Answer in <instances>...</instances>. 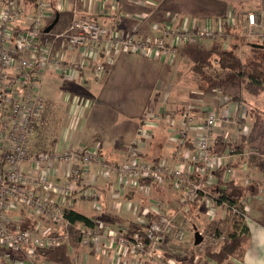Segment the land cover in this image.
Listing matches in <instances>:
<instances>
[{"label":"built area","instance_id":"1","mask_svg":"<svg viewBox=\"0 0 264 264\" xmlns=\"http://www.w3.org/2000/svg\"><path fill=\"white\" fill-rule=\"evenodd\" d=\"M28 6L33 7L31 13ZM48 6V0H0V264L1 259L7 264H62L46 260L39 249L65 244L69 250L73 248L72 233L79 235L82 243L93 239L106 253L102 237L114 243L117 252L127 249L148 256L154 255L165 238L186 236L187 221L180 220V210L170 213L159 200H150L151 206L142 212L143 234L104 229L103 222L95 224L96 219L93 225L72 222L67 213L75 200L95 199L94 190L88 188L93 164L99 165L103 176H115L121 188H148L172 175L175 185L184 192V202L197 201L209 221L218 219L219 208L224 209V215L240 216L246 221L245 201H232L217 184L214 170L233 161L236 152L211 151L215 128L229 120L216 111L209 112L199 125L191 112L185 114L184 125L178 129L180 145L176 151L186 163L173 167L165 160L143 157L142 145L151 137L152 119L158 114L152 108L144 111L137 135L117 163L105 160L96 145L69 142L63 148L36 151L33 138L44 109L41 79L47 71L83 79L91 74L96 79L121 52L167 61L173 60L181 47L204 39L230 37L250 45L264 40V16L255 11L242 15L233 8L229 15L202 21L167 12L153 23L156 33L144 36L79 15L64 29L46 31L52 21ZM70 52H77V57L67 56ZM73 101L78 116L90 104L88 97L78 94L73 95ZM188 142L197 146L190 156L185 151ZM233 175L234 167L228 165L223 178L231 180ZM27 219L34 225L26 226L30 224ZM209 238L220 246L227 233L213 232ZM167 263L175 264L172 259Z\"/></svg>","mask_w":264,"mask_h":264},{"label":"crops","instance_id":"2","mask_svg":"<svg viewBox=\"0 0 264 264\" xmlns=\"http://www.w3.org/2000/svg\"><path fill=\"white\" fill-rule=\"evenodd\" d=\"M162 1L164 0H48V18H52L53 21L58 16V21L56 22V24L59 23L58 27H56V24L52 27L55 29L66 28L70 24L73 17L75 15H79L94 17L107 24H114L116 27L127 33H138L140 35L147 36L156 33V31L153 29V23L157 19H161L163 15L167 14V12H179L177 10L181 9L182 6H178V3L185 4L186 0H177L175 4H173V1H171V4L173 5L165 8V11L163 9L164 3ZM186 4L191 6H202L205 9L207 5H212V8L207 10L209 12L214 11V14H207L206 16L208 17L229 15L232 7H239V13L241 11L240 14L242 15H244L248 11H255L259 14V16H264V0H191V2L186 1ZM217 5L219 8H221L220 11L219 8L218 10L216 9ZM245 7L248 9H246ZM222 8L224 9L222 10ZM32 9L33 7L28 6V10L30 13L32 12ZM101 9L104 10V14L100 13ZM146 13H148V15ZM144 14L147 16L144 17ZM183 16H185V14ZM228 39L230 40L232 38L228 37ZM195 44H200V42ZM238 45H240V43H238ZM182 50L183 47L178 50V53L173 60L167 61L162 58H153L144 54L121 52L120 54H118L113 64H111L110 67L100 77L95 79L91 77V74L87 75V77L84 79H91L89 81L92 82V86L88 88H79L78 90L85 89V91L89 93V95L87 93L85 94L76 90L70 96L72 103L70 111V118L72 119L71 126L73 130L76 131L77 135H74V140L68 139L66 140V142H54L55 144L53 145V148L51 147V149L63 148L69 142L81 144L84 146L96 145L99 148L101 156L105 160L114 163L120 162L123 160L126 154L128 144L138 132V128L142 123L141 118L144 111L147 108H152L154 109V111H157L158 114L155 119H152L151 137L147 138L142 145L141 149L143 157L151 161L161 159L165 160V162L171 167L179 165L180 163H186L183 161L181 156L177 154L176 151L180 145L178 140V129L184 125L185 114L187 113L191 112L194 114L193 121L198 125L199 123L203 122L205 117L208 115L209 112L206 113L205 116H201V112L204 111H196L197 114L192 111L196 106V103H198V107L200 108L201 105L199 104H202L203 100L193 99L191 93L195 92L203 95V91L201 92L199 90H195L192 87V91H187L188 89L183 88L184 93H174L172 96L173 92H168L167 95H157L155 99L149 98L147 100V105L144 106L141 114L138 117L139 122L137 124H134L130 132V136L132 137H130L129 140V137L119 139L111 134L96 132L98 123L100 126L104 124L101 121L97 122L96 118L99 119L100 115L97 112H94L93 109L95 100L106 95L104 91L105 82L115 79V74L119 63L127 61L125 67H127L129 70L135 69V66L131 63L138 57L149 60L158 59L164 63L176 64L180 60L179 57L182 55ZM67 56L77 57V52H70L69 54H67ZM75 78H77L75 80L77 82L83 79L79 76H75ZM74 94H78L82 97H88V99L90 100V104L84 107L79 116L78 114H76L74 109ZM218 99H220V107L218 108V110H211H217L216 112L223 118L228 117L231 121L229 122V126H231V128L220 132V130H222V126L224 125L223 122H225L222 121L221 125L215 128V130H219L217 133L227 138L228 136L226 137L224 134H226V131L229 134L231 133V131H233V126L237 122L236 120H239L238 123L241 121L240 126L237 125V129L240 135L242 132H246L243 131L245 129V126L243 125L245 124L246 120L250 119V115L252 116V114L250 113L251 107L248 110V107L245 105L247 101L246 97L245 99L232 100L226 103L225 100L221 98ZM188 100L189 103L186 104L185 107H183L184 104H182V102L184 103ZM223 103L225 104L223 105ZM217 105L218 102L216 101L214 103V106ZM206 107L211 108V103L207 102ZM52 109L54 110V105L52 106ZM201 109L203 110V108ZM43 111V115L41 116L42 119H44L46 114L44 109ZM241 112L244 113V117L242 119ZM95 115L96 118L94 117ZM49 118H51V116H49ZM93 141L97 143L93 144ZM196 150L197 146L195 144H192L190 142L186 143L185 151L189 154V156L195 153ZM245 151L247 152V148ZM245 151L236 152L234 158L232 159L234 162L238 160L236 161V163L239 162V164L237 163V165H233V178H236L235 184L239 185L237 188L240 187L241 189H239V193L235 194V196H241V199L245 201L246 212L248 216L246 222L250 228L251 236L243 260L232 257L224 261L223 264H227L230 261H232L234 264H264V161H262L263 165L257 166V170H252L254 168L249 167L250 175L244 177L241 172H247L248 166H250L251 164L249 162V158H244V155L246 153ZM100 171L101 169L99 165L93 164L88 176V188H92L95 192V199L92 200L95 210L86 211L83 204L78 203V201L81 202L90 200H85L81 197L75 200L73 208L88 216H95V224L103 222L104 229L118 228L127 231H133L141 228L142 226L139 223L138 224L140 225V227L132 228V224L135 223L134 214L135 212H143V210L146 208L148 209L151 205L150 200L161 199L162 205L168 210L179 209V205L183 204L184 192L178 189V187L175 185V179L172 175L166 176L163 181L151 183V186L148 188H121L118 185L119 182L115 176L107 178L103 176ZM240 173L242 174L241 177ZM234 188L236 187H230V189H228L229 192L233 191ZM118 189L119 192H117ZM94 202L97 203L98 207L95 206ZM101 213L103 214L104 219L101 216ZM105 217H107L108 219L110 218V220H112V223ZM117 221L120 223H118ZM129 221H131V223H128ZM118 224L119 226L115 227ZM129 227L130 229H128ZM102 239V245L108 248L107 253L101 251V249L97 247L93 239H90L88 242L86 241L83 244H87V252L91 255H86V259L84 255L81 262L79 260H75V264H145L139 262V258H135V256H132L131 253L127 251V249H124L121 252H117V247L114 243L107 242L104 237H102ZM78 250V252H76L74 248H69V252L72 251L77 254V256L80 255V249ZM101 252L104 255H101ZM1 264H7V262L1 259Z\"/></svg>","mask_w":264,"mask_h":264},{"label":"rangeland","instance_id":"3","mask_svg":"<svg viewBox=\"0 0 264 264\" xmlns=\"http://www.w3.org/2000/svg\"><path fill=\"white\" fill-rule=\"evenodd\" d=\"M171 1H173L172 3L175 4L177 0L162 1L164 3L163 6L164 11L165 8H168V6L173 5L171 4ZM186 1L191 2V0H186ZM186 1L185 4L178 3V6L181 5L182 8L177 10L179 12H173V13L178 14L180 16H183L184 14L185 16H189V17L194 16V18H198L202 21L206 20V18H209L208 16H206L207 14H214V11L209 12L207 10L212 8V5H207L205 9L204 7L198 5L197 6L188 5L186 4ZM218 8L219 7L217 5L216 9L218 10ZM233 8H238L237 10L239 11V7H232V9ZM220 9L221 8H219V11ZM223 9L224 8H222V10ZM58 25L59 23L56 24V27H58ZM235 39L236 38H232L229 40L228 37L221 39H206L201 41L200 44L183 46V50H182L183 52H181L182 55L179 57L180 60L176 64L164 63L158 59L149 60L142 57H138L135 61L131 63L135 66V69L129 70L127 67H125L127 61L119 63V66L115 74V79L105 82L104 91L106 95L104 97H99L94 102L95 103L93 107L94 112H97L100 115L99 119L96 118V115L94 117L97 119V122L101 121L104 124L100 126L98 123L96 127V132L111 134L119 139H124L125 137H129L128 138L129 140L130 137H132L130 136V132L134 124H137L139 122L138 117L141 114V111L144 108V106L147 105L148 103L147 100L149 98L155 99L157 95H161V96L167 95L168 92H173L172 96L174 93H184L183 88L188 89L187 91H192L191 87L195 90H199L201 92L203 91L202 92L203 95L195 92L191 93L193 99L203 100V103L199 104L201 105L200 108L198 107V103H196V106L192 110L194 113H196V111L198 112L204 111L201 112V116L202 115L205 116L206 113L208 112L215 111L211 109L218 110V108L220 107L219 106L220 99L218 98L225 100L226 103L228 101L234 100L232 96L237 92L239 93L242 92L246 97L247 101L245 105L248 107V110L250 107L264 108V94H261L259 96L251 95V93H248L242 87L241 84H233L231 82H224L221 83L220 85H209L205 83L202 80L201 75L193 69L195 62L199 57L201 58V56H206V57L210 56L211 48H213L216 45V41H218L219 44L225 47H229L232 44L240 43V45H238L237 48V54L242 59L245 58L249 59L250 58L249 56H251L252 53L250 46L252 45H248L245 42L241 43L243 41L237 42V39L236 40ZM233 40L235 43H231ZM257 41L264 42V40L263 41L257 40ZM212 57L215 58V56L213 55ZM213 63H214L213 67L210 68L211 73H214L215 68L220 69L216 58L213 59ZM76 79L77 78L75 77L64 76L59 72L52 70L47 71L45 76L41 79V91L45 97L44 110L46 114L44 119H42L41 117L37 124L36 132L33 138L34 142L37 143L38 141L41 144H43V147L51 149V147L53 148V145L57 141L66 142V140L68 139L71 140L74 138V135H77L76 131H74L71 126L72 119L70 118V111H71L72 103L70 96L74 93V91L78 90L79 88H88L92 86V82L89 81L91 79H87V80L81 79L79 80V82L75 81ZM200 85L202 88L199 87ZM78 92H82L85 94L87 93L85 89L78 90ZM87 94L89 95V93ZM216 101L218 102V105L214 106V103ZM207 102L211 103L212 105L211 108L206 107ZM188 103L189 100L184 103L182 102V104H184L183 107H185V105ZM225 103H223V105ZM53 105H54V110L52 109ZM201 108H203V110ZM49 116H51V118H49ZM223 121L225 122H223L224 125L222 126L221 128L222 130H220V132L231 128V126H229V122H231L230 120H223ZM236 121L237 122L235 123V125L232 124L234 125L233 131H231L230 134L227 133L226 131V134H224L226 137L228 136L226 138L228 140L240 141V133L237 129V125L240 126L241 121L239 123H238L239 120ZM253 121H254V115L252 116L250 115V119L246 120L245 124L243 125L245 126V129L243 131H249L251 127L250 124H252ZM246 123L248 126L246 125ZM218 131L214 130V134H213L214 137L216 134H218L217 133ZM128 140H123V141H128ZM96 143L97 142H94L93 144ZM226 150H228V148H226ZM252 150H254V147L252 145H249L247 147V152L245 151L246 153L244 155V158L246 157L248 158V153L251 152ZM262 161H264V156L262 158ZM257 166L258 164L255 163L250 164V166H248L247 172L243 171L241 173L243 174L244 177H246L250 175L249 167L250 168L253 167L254 169L252 170H257ZM241 173H240V177L242 175ZM232 186L236 188H234V190L231 191L230 193L233 196H235V194H238L241 189L240 187L237 188L239 185H236L235 183ZM230 187L228 189H230ZM159 201L162 202L161 199ZM78 203L83 204L84 209L86 211L95 210V208L93 207L92 200L81 201V202L78 201ZM197 207L198 206L191 208L190 204H188L187 202L185 203L183 201V204H180L179 209H177L180 210V216H179L180 220L187 221L186 236H184V238L176 239L173 238L172 236L165 238L162 244L157 246L153 256H148L146 255L145 252L136 253L131 250H129L128 252L131 253L132 256H135V258H139V262L145 264H168L167 259H172L175 264H190V261L188 259L193 255H194L193 260L195 264H218L214 259H212L210 256L205 254L208 248H211L213 250L219 248L218 244L211 243L209 238L211 233L204 236L203 240L200 243L198 244L195 243L196 230H200L202 232L204 227L209 222L208 217L206 216L204 211L201 208L199 207L197 208ZM167 211L170 213L174 212L173 209L172 210L167 209ZM141 213L142 212L140 213L135 212L134 214L135 223L132 224L133 227L132 226L130 227L132 228L140 227L139 224L141 223L139 222V220L141 219L142 216ZM224 214H225L224 209L219 208L217 217L220 220V224H221L220 227L221 230L224 231V233H227L228 231L233 229L234 216L232 214H231L232 217L230 216V214H226L224 216ZM101 216L103 217L102 213ZM105 218L111 221L112 223V220H110V218L109 219L107 217ZM128 223H131V221H129ZM118 226L119 224L116 225L115 227ZM130 227L128 229H130ZM86 246L87 244H83L79 248L80 255L78 256L72 251L69 252L73 257L74 261L79 260L81 262L84 255H85V259L87 258L86 255H91L87 252L88 247L86 248ZM101 255L104 254H102L101 252ZM227 264H234V263L230 261Z\"/></svg>","mask_w":264,"mask_h":264},{"label":"trees","instance_id":"4","mask_svg":"<svg viewBox=\"0 0 264 264\" xmlns=\"http://www.w3.org/2000/svg\"><path fill=\"white\" fill-rule=\"evenodd\" d=\"M259 43L263 44V46H250L252 51L251 56H249L250 58L242 59L237 54L238 46H236V44L225 47L216 41V45L211 48L210 56L199 57L196 60L193 69L197 71L201 75L202 80L209 85H220L224 82H231L233 84H241L242 87L252 95L262 94L264 93V42ZM212 55L217 59L220 68H215L214 73L210 72V68L214 65L213 59H215ZM199 87L202 88L201 85ZM232 98L234 100H239L245 99V96L242 92H237L232 96ZM250 113L254 115V121L251 124L249 131L241 133L240 141L228 140L224 138L223 135L216 134L211 145V151L224 152L226 148H228V150L235 152H243L249 145H252L254 150H252L248 155L249 162L251 164L256 163L258 165H263L264 108L251 107ZM33 149L40 151L48 148L43 147V144L38 141L37 143L33 141ZM236 161H228L214 170L218 186L232 201H238L241 196L234 197L228 191V188L235 183V179L226 180L223 178V174L228 165L239 164V162L236 163ZM142 180L143 182L149 181V179ZM196 206H198L197 201H193L190 204L191 208ZM67 214L72 222L82 221L89 225L94 224L95 216H88L75 208H71ZM230 216L232 217L231 214ZM27 221L30 224L26 226L34 225V223L30 220L27 219L26 222ZM220 225L219 219L209 221L202 230L204 236L212 232L219 233L221 231ZM136 231L143 234V228H139ZM250 236L251 232L247 222L240 216H235L233 218V229L227 232L226 240L219 246L218 249L213 250L208 248L205 254L214 259L218 264H222L224 261L232 257L243 260L250 241ZM71 245L76 251L81 247L82 242L79 239V235L72 233ZM39 251L40 254L48 261L62 264H75L73 257L68 251V246L65 244L55 246L53 248H40ZM193 259L194 255L188 259L190 264H195Z\"/></svg>","mask_w":264,"mask_h":264},{"label":"water","instance_id":"5","mask_svg":"<svg viewBox=\"0 0 264 264\" xmlns=\"http://www.w3.org/2000/svg\"><path fill=\"white\" fill-rule=\"evenodd\" d=\"M58 17V16H57ZM55 18L47 27H46V31H49L58 21V18ZM250 45L252 46H256V47H262L263 44L259 43V42H250ZM204 238L203 233L200 230H196L195 232V243H200Z\"/></svg>","mask_w":264,"mask_h":264}]
</instances>
